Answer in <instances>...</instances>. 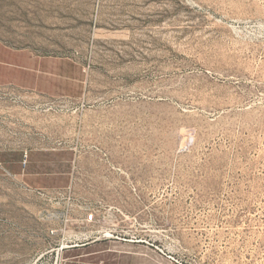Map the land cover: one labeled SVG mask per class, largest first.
Wrapping results in <instances>:
<instances>
[{
	"label": "rangeland",
	"instance_id": "1",
	"mask_svg": "<svg viewBox=\"0 0 264 264\" xmlns=\"http://www.w3.org/2000/svg\"><path fill=\"white\" fill-rule=\"evenodd\" d=\"M93 209L264 264V0H0V264H55L54 216Z\"/></svg>",
	"mask_w": 264,
	"mask_h": 264
},
{
	"label": "crops",
	"instance_id": "2",
	"mask_svg": "<svg viewBox=\"0 0 264 264\" xmlns=\"http://www.w3.org/2000/svg\"><path fill=\"white\" fill-rule=\"evenodd\" d=\"M84 218L68 232L83 239L62 249L60 264H180L145 240L114 235L103 226L88 230Z\"/></svg>",
	"mask_w": 264,
	"mask_h": 264
},
{
	"label": "built area",
	"instance_id": "3",
	"mask_svg": "<svg viewBox=\"0 0 264 264\" xmlns=\"http://www.w3.org/2000/svg\"><path fill=\"white\" fill-rule=\"evenodd\" d=\"M54 218L60 220L61 225L58 227H55L50 230L51 233L53 234H59L62 235V242H60L56 247H53L51 251H55V264H60L61 260V251L62 249L70 244L69 241L63 242L66 239V235L68 232L71 230L70 228L73 227V223L71 220L65 216V215H55ZM104 218V211L98 209V210H89L86 215L84 220H82V223H90L91 225H95L97 223H100L103 221ZM80 220H77L76 223H78ZM175 261H177L180 264H183L182 262L178 261L177 259L173 258Z\"/></svg>",
	"mask_w": 264,
	"mask_h": 264
}]
</instances>
